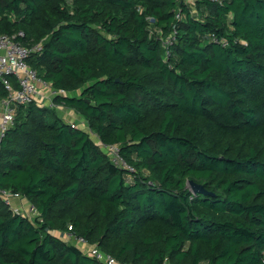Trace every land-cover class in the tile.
<instances>
[{
	"label": "trees",
	"instance_id": "1",
	"mask_svg": "<svg viewBox=\"0 0 264 264\" xmlns=\"http://www.w3.org/2000/svg\"><path fill=\"white\" fill-rule=\"evenodd\" d=\"M0 34L40 45L28 66L88 128L17 106L0 190L37 216L0 197V264H104L63 234L121 264H264V0H0Z\"/></svg>",
	"mask_w": 264,
	"mask_h": 264
},
{
	"label": "built area",
	"instance_id": "2",
	"mask_svg": "<svg viewBox=\"0 0 264 264\" xmlns=\"http://www.w3.org/2000/svg\"><path fill=\"white\" fill-rule=\"evenodd\" d=\"M181 2L183 0H175ZM212 2H220V0H210ZM179 18V15H177ZM150 28L155 26V20L151 17L147 18ZM151 34L161 36V31L154 28ZM19 37H23L21 32L18 33ZM175 38V30L168 34L163 40L162 45L165 49V56L167 55V49L171 46ZM212 41L226 46L227 43L224 39H216L212 37ZM41 50L40 45L27 47L21 44L15 39V36L1 35L0 34V83L6 91V96L0 99L1 120H0V141L4 138L6 132L12 127L14 123L15 113L17 106L28 105L34 101L36 94L37 84L48 86L44 83L32 70L28 64L27 59L35 52ZM55 94L65 95V92L53 91ZM54 105H49L52 108ZM71 127H76L74 124H70ZM104 152L108 155L110 161L120 169L128 173H133L134 169L127 164L122 156L119 154V148L116 145H101ZM0 197L3 202L10 207V209L16 213L23 215L29 219H33L37 216L36 209L29 205L27 213H25L21 207H15L12 205L13 200L21 201L23 198L18 194H14L8 190H0ZM62 237L69 242H73L76 246H79L83 252L92 258L102 261L104 264H121L113 260L110 256L104 255L95 246H88L84 239L75 238L72 234H63Z\"/></svg>",
	"mask_w": 264,
	"mask_h": 264
},
{
	"label": "crops",
	"instance_id": "3",
	"mask_svg": "<svg viewBox=\"0 0 264 264\" xmlns=\"http://www.w3.org/2000/svg\"><path fill=\"white\" fill-rule=\"evenodd\" d=\"M53 97H54L53 90L49 86H43L41 84H37L36 94L34 98L36 103L42 106L49 107V105L53 103L52 102ZM52 109H54L56 115L65 123L74 124L76 127L82 130H88L86 122L72 110L58 105H54ZM0 120H1V109H0ZM12 205H14L15 207H21V209H24L26 205L29 206V204L24 200L21 201L13 200Z\"/></svg>",
	"mask_w": 264,
	"mask_h": 264
},
{
	"label": "water",
	"instance_id": "4",
	"mask_svg": "<svg viewBox=\"0 0 264 264\" xmlns=\"http://www.w3.org/2000/svg\"><path fill=\"white\" fill-rule=\"evenodd\" d=\"M98 144H100V143L98 142ZM188 185H189V187H190V189H191V191H192L193 193H204V194H206V193L203 191V188H202L201 186L196 185V184L193 183V182H189Z\"/></svg>",
	"mask_w": 264,
	"mask_h": 264
},
{
	"label": "rangeland",
	"instance_id": "5",
	"mask_svg": "<svg viewBox=\"0 0 264 264\" xmlns=\"http://www.w3.org/2000/svg\"><path fill=\"white\" fill-rule=\"evenodd\" d=\"M83 131H87L88 132V130H83ZM92 139H93V141L95 142V143H97L98 144V141L95 139V137L94 136H92ZM26 204V203H25ZM27 209H28V205H26V207H24V209H22L25 213H27ZM77 247H79V246H77Z\"/></svg>",
	"mask_w": 264,
	"mask_h": 264
}]
</instances>
